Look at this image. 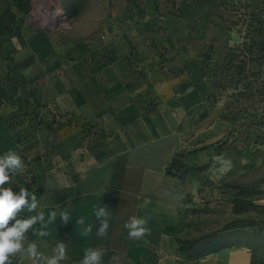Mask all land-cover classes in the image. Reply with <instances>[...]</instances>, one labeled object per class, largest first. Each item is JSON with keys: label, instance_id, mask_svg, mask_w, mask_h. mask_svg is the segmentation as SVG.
Instances as JSON below:
<instances>
[{"label": "crops", "instance_id": "0c3cea01", "mask_svg": "<svg viewBox=\"0 0 264 264\" xmlns=\"http://www.w3.org/2000/svg\"><path fill=\"white\" fill-rule=\"evenodd\" d=\"M61 1L74 15L50 29L19 17L21 36L0 40V76L17 87L0 110V155L15 150L26 165L5 186L33 192L46 221L53 210L71 216L48 225V236L29 231L41 253L35 264L61 240L63 264H81L98 245L104 264L113 256L117 264H264V148L237 147L232 137L221 147L233 121L208 103L202 79L205 58L232 37L221 2L194 0L174 14L157 0ZM178 155L206 169L169 175ZM221 155L232 163L222 175L212 160ZM105 204L110 226L100 238L94 208ZM133 215L149 220L142 240L124 228ZM80 217L93 225L87 237ZM182 242L193 244L183 251ZM13 264L30 262L18 253Z\"/></svg>", "mask_w": 264, "mask_h": 264}, {"label": "rangeland", "instance_id": "374dc122", "mask_svg": "<svg viewBox=\"0 0 264 264\" xmlns=\"http://www.w3.org/2000/svg\"><path fill=\"white\" fill-rule=\"evenodd\" d=\"M37 0H0V40L11 38L17 27L19 17L26 16L30 25L39 29H50L67 18L61 0H48L46 6L53 14L47 23L42 22V16L36 21ZM194 0H157L159 7L166 12H179L182 6ZM227 17L221 16L231 32V38L226 44H220L204 60L203 84L207 89V101L214 106L220 116L233 117L236 121V133L232 139L235 146L257 145L264 148V90L262 80L255 84L253 97H249L244 86H229L227 55L242 49L244 43L258 41L261 33L253 28H264V0H219ZM55 3V4H54ZM45 10L46 7H45ZM253 27V28H252ZM259 35V36H258ZM236 55V54H234ZM240 57H237V60ZM228 72V73H227ZM238 193V191H235ZM233 195L232 191H229Z\"/></svg>", "mask_w": 264, "mask_h": 264}, {"label": "clouds", "instance_id": "9594fccd", "mask_svg": "<svg viewBox=\"0 0 264 264\" xmlns=\"http://www.w3.org/2000/svg\"><path fill=\"white\" fill-rule=\"evenodd\" d=\"M202 160L207 162L206 154H202ZM214 166L219 165V174L227 173L232 163L223 155L212 158ZM26 165L23 157L15 150H8L0 155V264H13L18 253H24L30 264L41 260V253L34 240H29L28 233L31 230L36 237H45L50 235L46 228L48 225L56 223L57 218H61L63 223L67 224L70 219V213L67 208L59 213L56 210L48 213L47 221L45 213L37 196L28 191L26 187H21L18 192H14L10 185L17 175L25 172ZM30 213L27 217L21 216V213ZM34 213V214H33ZM94 215L99 221L95 235L104 238L108 234L111 211L108 205L97 206L94 208ZM10 221H13L10 225ZM40 224V229L36 228ZM78 226H84L80 231L81 236H89L93 232V225H85L84 217L76 221ZM147 217L131 216L124 224L128 230V239L131 241L142 240L151 234L148 226ZM106 249L102 246L88 247L84 250L81 264H104ZM67 259V245L61 240L53 249V254L48 257L44 264H63ZM118 257L113 256L110 264H117Z\"/></svg>", "mask_w": 264, "mask_h": 264}, {"label": "trees", "instance_id": "16d2710c", "mask_svg": "<svg viewBox=\"0 0 264 264\" xmlns=\"http://www.w3.org/2000/svg\"><path fill=\"white\" fill-rule=\"evenodd\" d=\"M70 13V14H69ZM74 15V12H67V16ZM253 28V27H252ZM15 33L11 35L13 37L21 36V29L19 27H15ZM255 32L259 31L261 35L259 36V40H253V43H244L242 45V49L238 50V52L234 54L227 55L228 59V72L231 70L232 73L229 77V86L235 85V87L240 84L244 86L245 92L249 94V97H253L255 84L261 79L262 82V90H264V28H253ZM240 57V60L236 58ZM227 72V73H228ZM17 95V87L13 84L9 75L6 77L0 76V110L5 103H13L15 97ZM225 118L233 121V130L227 136L226 140L221 143V147H224L228 144V140L236 133V121L233 117L225 116ZM206 166L204 167H189L184 162V155L176 156L170 165L167 168V173L172 176H177L181 179H186L189 177H194L196 174L204 171ZM238 190L237 196H249L253 194H257L258 191L254 189L244 190L241 188H235ZM28 215L27 212L21 213V216L26 217ZM13 221H10V225ZM183 243V242H182ZM193 243H183L182 250H186ZM187 246V248H186ZM213 252L221 249L223 247V243H216ZM204 255V254H203Z\"/></svg>", "mask_w": 264, "mask_h": 264}, {"label": "bare ground", "instance_id": "6f19581e", "mask_svg": "<svg viewBox=\"0 0 264 264\" xmlns=\"http://www.w3.org/2000/svg\"><path fill=\"white\" fill-rule=\"evenodd\" d=\"M47 2H48V0H37L36 1V5H35L36 16L34 17L35 21L39 15L42 16V22L44 24L52 19L53 14L50 13L49 7L47 8V6H46ZM45 7L47 10H45Z\"/></svg>", "mask_w": 264, "mask_h": 264}]
</instances>
